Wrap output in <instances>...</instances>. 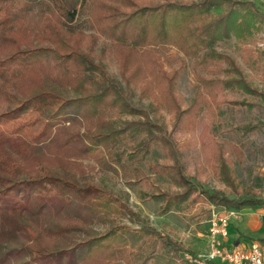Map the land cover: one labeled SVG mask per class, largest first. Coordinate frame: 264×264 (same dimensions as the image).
<instances>
[{
  "label": "trees",
  "instance_id": "trees-1",
  "mask_svg": "<svg viewBox=\"0 0 264 264\" xmlns=\"http://www.w3.org/2000/svg\"><path fill=\"white\" fill-rule=\"evenodd\" d=\"M160 1L0 0V264H186L184 255H195L147 226L95 175L121 174L133 185L141 164L151 166L152 146L174 155L162 110L176 127L198 112V102L246 109L258 106L249 98L264 102L246 73L260 70V58L244 47L259 25L244 2ZM230 42L239 60L221 46ZM172 48L200 70L185 108L178 72L162 63ZM260 125L234 129L247 136ZM201 152L207 164L218 163L229 190L199 192L207 205L264 204L259 180L255 189L239 187L211 133ZM159 170L178 191L155 195L165 210L199 202L176 158Z\"/></svg>",
  "mask_w": 264,
  "mask_h": 264
},
{
  "label": "rangeland",
  "instance_id": "rangeland-1",
  "mask_svg": "<svg viewBox=\"0 0 264 264\" xmlns=\"http://www.w3.org/2000/svg\"><path fill=\"white\" fill-rule=\"evenodd\" d=\"M169 3L188 5L198 0H162ZM160 1V2H162ZM234 1V0H233ZM252 5V11L256 15V24L253 35L244 46L250 51L253 58H260V70L250 73L246 70L247 80L261 93H264V0H235ZM144 2V1H140ZM145 3V2H144ZM224 52L231 54L239 60V56L233 49L232 42L221 44ZM162 63L166 70H176L178 79L176 94L182 108L187 107L195 98L196 75L200 72L194 66L193 61L184 57L176 49L172 48L161 53ZM110 74L117 75L116 65L109 60ZM258 106L252 109L232 106L222 103L219 107L213 104L209 108L198 102V112L188 118L186 125L180 122L174 127V118L162 110V121L166 127L168 138L173 143L174 155H167L168 152L156 146L151 147L147 162L151 166L141 164L143 167L142 179L140 182L130 185L122 179L121 174L99 173L95 177L103 180L106 186L113 191L120 199L126 201L128 207L135 212L147 226L155 229L158 233L166 235L177 244H183L195 254L202 253L208 249V226L212 205L205 203V196L199 192L206 191L213 193L229 190L224 186L216 175L215 169L219 168L218 163L207 164L201 152V143L211 133L213 142L219 143L225 149L224 160L228 167L233 170L236 183L239 187H253L256 179L259 180V192L264 198V125H260L255 131L247 136L240 135L234 128L246 123H264V102L260 98H249ZM201 100V99H200ZM220 101V100H218ZM138 105L136 98L132 100ZM145 105V101L141 102ZM126 120H139L135 116H125ZM182 126L184 128L182 129ZM182 166V173L194 187L192 197H199L196 204L185 203L180 208L165 210V200L156 199L155 195L178 192L173 181L161 173L159 167L168 164L173 165L174 159ZM88 165H91L88 162ZM156 166V167H155ZM216 167V168H215ZM92 173V172H91ZM128 179V178H127ZM132 179V178H130ZM237 187V190H239ZM190 199H193V198ZM205 209L209 214L203 213ZM241 211V210H240ZM122 222L131 228L137 229V225H130L126 218ZM184 260V257H183ZM42 264V263H38ZM112 264H127L124 260ZM132 264H138L132 263ZM173 264H184L182 260H176Z\"/></svg>",
  "mask_w": 264,
  "mask_h": 264
},
{
  "label": "built area",
  "instance_id": "built-area-1",
  "mask_svg": "<svg viewBox=\"0 0 264 264\" xmlns=\"http://www.w3.org/2000/svg\"><path fill=\"white\" fill-rule=\"evenodd\" d=\"M240 212L227 208H212L208 226V249L193 256L185 254L186 264H264V251L256 244L245 250L229 249L220 238L227 235L230 222L239 218Z\"/></svg>",
  "mask_w": 264,
  "mask_h": 264
},
{
  "label": "crops",
  "instance_id": "crops-1",
  "mask_svg": "<svg viewBox=\"0 0 264 264\" xmlns=\"http://www.w3.org/2000/svg\"><path fill=\"white\" fill-rule=\"evenodd\" d=\"M240 216L230 222L227 235L220 238L229 249L245 250L256 243L264 251V204L241 209Z\"/></svg>",
  "mask_w": 264,
  "mask_h": 264
}]
</instances>
